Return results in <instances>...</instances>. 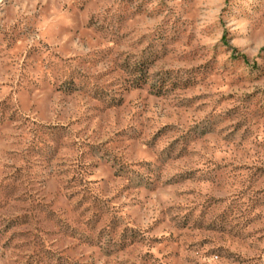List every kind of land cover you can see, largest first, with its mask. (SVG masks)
<instances>
[{
  "label": "rangeland",
  "instance_id": "obj_1",
  "mask_svg": "<svg viewBox=\"0 0 264 264\" xmlns=\"http://www.w3.org/2000/svg\"><path fill=\"white\" fill-rule=\"evenodd\" d=\"M0 264H264V0H0Z\"/></svg>",
  "mask_w": 264,
  "mask_h": 264
}]
</instances>
